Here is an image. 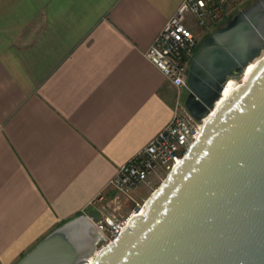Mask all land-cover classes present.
I'll list each match as a JSON object with an SVG mask.
<instances>
[{
    "label": "crops",
    "instance_id": "1",
    "mask_svg": "<svg viewBox=\"0 0 264 264\" xmlns=\"http://www.w3.org/2000/svg\"><path fill=\"white\" fill-rule=\"evenodd\" d=\"M184 1L0 0V264L117 206L110 180L173 116L145 52Z\"/></svg>",
    "mask_w": 264,
    "mask_h": 264
},
{
    "label": "water",
    "instance_id": "2",
    "mask_svg": "<svg viewBox=\"0 0 264 264\" xmlns=\"http://www.w3.org/2000/svg\"><path fill=\"white\" fill-rule=\"evenodd\" d=\"M196 51L183 104L208 118L143 212L108 242L95 226L103 208H90L15 264H264V0L235 12ZM259 57L215 106L228 80Z\"/></svg>",
    "mask_w": 264,
    "mask_h": 264
},
{
    "label": "built area",
    "instance_id": "3",
    "mask_svg": "<svg viewBox=\"0 0 264 264\" xmlns=\"http://www.w3.org/2000/svg\"><path fill=\"white\" fill-rule=\"evenodd\" d=\"M234 2L236 0H185L146 50V58L170 80L178 94L170 122L149 144L121 164L107 185L117 206L105 201V192L94 200L99 203L96 207L103 208L104 212V217L95 226L108 242L141 212L145 201H139L138 193L164 181L197 139L208 117L196 120L183 104L189 91L188 68L201 42L192 25L197 24L208 34L238 8V4L232 5ZM218 101L214 102L215 106ZM125 200L130 202L131 208L128 213L120 215ZM106 218H110L113 224H109Z\"/></svg>",
    "mask_w": 264,
    "mask_h": 264
},
{
    "label": "rangeland",
    "instance_id": "4",
    "mask_svg": "<svg viewBox=\"0 0 264 264\" xmlns=\"http://www.w3.org/2000/svg\"><path fill=\"white\" fill-rule=\"evenodd\" d=\"M251 1H253V0H236V2H234L232 5L234 6V5H237L238 6V8H235V10L234 11H232V13H231V15H233V14H235V12H237L239 9H241V8H243V7H245L246 5H248L249 3H251ZM230 15V16H231ZM191 17V16H190ZM225 20H227V18L225 19ZM221 24H223L222 22L221 23H219V25H221ZM218 25V26H219ZM192 27H193V29L194 30H196L195 32L197 33V37L198 38H200L201 40L204 38V36H206V32L204 31V30H202L200 27H198L197 26V24L196 25H192ZM217 27V26H216ZM215 29V28H214ZM213 29V30H214ZM213 30H211V31H213ZM210 31V32H211ZM209 32V33H210ZM237 80H241V77H235ZM159 183H161V182H157L154 186H153V188H151V189H149V190H146V191H144V192H142L137 198L139 199V201L140 202H143V201H146L147 200V198L153 193V191L157 188V187H159ZM124 208H126L127 210H129V208H130V206H129V201L128 200H125L124 201ZM103 245H105V242H101V244L99 245V247H101V246H103Z\"/></svg>",
    "mask_w": 264,
    "mask_h": 264
},
{
    "label": "bare ground",
    "instance_id": "5",
    "mask_svg": "<svg viewBox=\"0 0 264 264\" xmlns=\"http://www.w3.org/2000/svg\"><path fill=\"white\" fill-rule=\"evenodd\" d=\"M264 56V52L263 54L261 55V57ZM257 58L256 60H253L252 63H250L246 68H245V72L244 74H242L241 76V80H237L236 78H230L227 82V84L225 85V87L223 88V92H222V96H221V99L218 101V104L229 98V95L231 94V92L233 90H235V88H238L241 83L247 78L248 74H250L251 70L255 67V65L257 64L258 60L261 58ZM217 104V105H218ZM144 206L142 207V210L144 209ZM142 210H140L141 212H143Z\"/></svg>",
    "mask_w": 264,
    "mask_h": 264
}]
</instances>
